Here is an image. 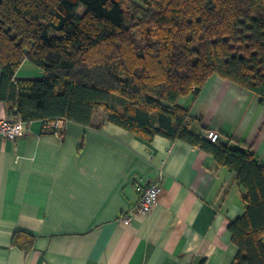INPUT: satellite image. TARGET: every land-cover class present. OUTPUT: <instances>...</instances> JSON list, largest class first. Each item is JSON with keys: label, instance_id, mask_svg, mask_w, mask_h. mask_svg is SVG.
<instances>
[{"label": "trees", "instance_id": "16d2710c", "mask_svg": "<svg viewBox=\"0 0 264 264\" xmlns=\"http://www.w3.org/2000/svg\"><path fill=\"white\" fill-rule=\"evenodd\" d=\"M25 61L42 76L19 78ZM0 70L9 116L93 127L103 109L105 122L148 143L160 136L212 154L246 192L245 215L229 225L233 264H264V164L251 147L194 133L180 104L215 75L264 104V0H0ZM34 241L21 232L13 245Z\"/></svg>", "mask_w": 264, "mask_h": 264}, {"label": "crops", "instance_id": "0c3cea01", "mask_svg": "<svg viewBox=\"0 0 264 264\" xmlns=\"http://www.w3.org/2000/svg\"><path fill=\"white\" fill-rule=\"evenodd\" d=\"M41 76L37 67L18 74ZM180 104L194 133L217 131L264 164L259 96L215 75ZM107 116L98 109L93 127L64 122L61 132L34 121L16 141L0 140V264H233L229 225L246 213L237 174L199 147L148 143ZM8 117L0 102V119ZM152 182L162 187L153 212L125 220ZM21 232L32 248L13 245Z\"/></svg>", "mask_w": 264, "mask_h": 264}, {"label": "built area", "instance_id": "2783aa9c", "mask_svg": "<svg viewBox=\"0 0 264 264\" xmlns=\"http://www.w3.org/2000/svg\"><path fill=\"white\" fill-rule=\"evenodd\" d=\"M64 122L65 121L63 120H56L46 124V127L61 132L63 131ZM31 124L32 122L22 121L16 116H9L8 118L0 119V140L7 139L10 141H16L23 133L31 131ZM204 136L212 143H216L220 139V134L214 130L207 131ZM138 190L141 192L139 202L130 212L124 215L125 220H129L138 215H150L162 193L160 182H152L146 187H139Z\"/></svg>", "mask_w": 264, "mask_h": 264}, {"label": "rangeland", "instance_id": "374dc122", "mask_svg": "<svg viewBox=\"0 0 264 264\" xmlns=\"http://www.w3.org/2000/svg\"><path fill=\"white\" fill-rule=\"evenodd\" d=\"M136 2H143V0H135ZM85 10H86V6L84 5V4H81L80 5V8H79V10H78V13H79V15H83V13L85 12ZM50 34L52 35V36H55V35H58L57 34V32H55V31H53V30H51V32H50ZM30 68H34V69H36V67L33 65V64H31L29 61H25L24 62V65H23V72H26V71H28ZM39 70V69H38ZM103 112V111H102Z\"/></svg>", "mask_w": 264, "mask_h": 264}]
</instances>
